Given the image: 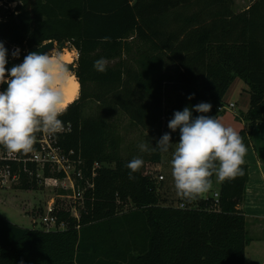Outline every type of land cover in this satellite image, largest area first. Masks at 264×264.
I'll return each mask as SVG.
<instances>
[{
	"label": "trees",
	"instance_id": "1",
	"mask_svg": "<svg viewBox=\"0 0 264 264\" xmlns=\"http://www.w3.org/2000/svg\"><path fill=\"white\" fill-rule=\"evenodd\" d=\"M0 1L18 2L0 8L7 68L50 40L78 50L80 96L60 117L70 129L58 138L81 154L87 174L95 162L101 164L80 219L59 212L67 228L22 227L0 216V264H247L246 216L238 204L248 166L243 165V176L221 183L218 200L180 199L175 205L161 193L164 181L150 165L161 163L164 153L138 149L123 156L116 115L123 113L149 147L165 133L179 142V130L168 128L174 112L188 107L195 118L201 113L194 106L206 102L212 105L206 115L218 118L231 84L241 78L250 107L249 129L239 134L250 146L264 118V0H251L241 11L234 9V0ZM16 48L20 55L13 58ZM100 58L107 60L103 73L93 67ZM90 101L98 105L87 115ZM5 152L0 146V156ZM136 157L144 165L129 179L126 164ZM7 163L22 167L17 187L39 186L22 163L0 157V168ZM28 166L36 172V163Z\"/></svg>",
	"mask_w": 264,
	"mask_h": 264
},
{
	"label": "clouds",
	"instance_id": "2",
	"mask_svg": "<svg viewBox=\"0 0 264 264\" xmlns=\"http://www.w3.org/2000/svg\"><path fill=\"white\" fill-rule=\"evenodd\" d=\"M19 55V48L12 51L13 58ZM7 64L8 49L0 41V86L7 85L0 90V146L9 154H28L34 150L38 135L52 137L63 131L60 117L69 104L64 89L72 72L60 59L58 50L28 53L22 63L10 69ZM93 67L103 73L107 60H96ZM211 108L206 102L195 105L194 111L201 113L195 118L188 107L174 112L168 123L171 132L179 130L174 149L170 133L163 134L154 147L143 142L138 145L141 152L168 153L173 149L171 176L176 195L184 201L192 202L208 193L213 177L225 182L244 175L248 152L244 139L216 116L206 115ZM143 165L144 160L139 157L128 162L129 179H134L133 174Z\"/></svg>",
	"mask_w": 264,
	"mask_h": 264
},
{
	"label": "rangeland",
	"instance_id": "3",
	"mask_svg": "<svg viewBox=\"0 0 264 264\" xmlns=\"http://www.w3.org/2000/svg\"><path fill=\"white\" fill-rule=\"evenodd\" d=\"M234 9L236 11L244 10L248 7V5L251 3V0H234ZM18 2L10 3L8 6L4 5L2 1H0V8L5 7H11L14 8ZM2 20L0 15V21ZM65 48L70 49L74 53V60L73 62L67 63L74 66L73 73H75L77 68V60L79 57L78 50L69 42H66ZM64 48V49H65ZM64 49L61 51L63 52ZM54 50H59L58 43H56V47ZM238 82L235 83L233 86V90L238 89V84L240 82H243L242 79H237ZM5 85L0 86V90H2V87ZM248 88V86H247ZM238 106L237 108L230 107L229 104L225 106V110L220 111L219 117H222L225 114H231V116L235 115V112L239 113L240 117H233L234 120H237L239 123V126L245 127V117H243L242 113H240V110H245L246 106H242V98H237ZM97 103L90 101L88 102V108L86 110L87 115H92L94 112L93 109L97 108ZM250 105V104H249ZM249 109V108H248ZM246 111V110H245ZM244 111V112H245ZM233 113V114H232ZM119 116V131L121 133V136L123 138L122 143V155L123 156H129L130 153L136 152L139 147L138 145L142 143V133L137 128H134L129 125V119L121 112H117V115ZM226 125L227 123L224 122ZM249 124V123H248ZM232 127H236L237 124L231 123ZM240 130V129H239ZM243 130V128H241ZM246 130V129H245ZM253 136V134H252ZM175 143H173V149L175 146ZM170 149L168 153H164L163 159L161 163H151V167L154 168L155 176L159 179V175L163 174L165 176L164 179H162L164 182L162 183L161 187V193L167 198L168 202H172L175 205H179L180 198L176 195V191L174 188V183L171 176V167H170V159L172 155V150ZM111 166H114V164H111ZM153 174V175H154ZM160 180V179H159ZM217 181H213V187L212 191H218V186L221 185V182L216 183ZM43 185V184H42ZM39 185L37 188L33 189H22L17 187L18 185H14L13 187H1L0 188V216L10 220L11 222L20 225L22 227H28V228H37V229H57L55 225H45L42 221L41 213L43 209L46 208V205L48 201L51 200H59L62 202H66L68 197L64 195L63 191L60 190V188L57 187V185ZM171 186V187H168ZM206 193L203 197H207ZM65 199H67L65 201ZM62 200V201H61ZM131 203L128 205L130 206ZM133 205V204H132ZM126 206L125 208H127ZM131 209V208H130ZM59 228V227H58ZM257 240H250L249 244L250 249L255 247ZM264 244V243H263ZM253 254L251 253V256Z\"/></svg>",
	"mask_w": 264,
	"mask_h": 264
},
{
	"label": "built area",
	"instance_id": "4",
	"mask_svg": "<svg viewBox=\"0 0 264 264\" xmlns=\"http://www.w3.org/2000/svg\"><path fill=\"white\" fill-rule=\"evenodd\" d=\"M234 105L235 103L229 104L230 107ZM224 108L225 105L220 106L219 111ZM69 129V126L64 127L62 132ZM37 144L38 148L31 153L9 154L5 152L0 157L11 162L22 163L25 172L36 176L38 185H57L63 191L64 195L70 200L65 199L67 201L63 204L59 200L48 201L46 208L41 213V217L45 225H55L57 229H65L68 223L65 220L59 222V212L67 210L72 217L80 219L81 210L84 208L85 193L89 189H94L95 178L101 164L95 162L90 174H87L81 154L76 152L75 149L68 150L62 146L59 142L58 134L52 137L43 134L38 135ZM29 161L36 163L35 173L28 166ZM47 170H49V174H47ZM21 172L22 167L15 169L11 163L2 166L0 168V186L10 188L14 185H19L21 183ZM47 178H51L54 181L47 183ZM164 178L163 174L159 175L160 180ZM212 196L216 200L220 197L219 192L213 193ZM184 206L185 203L182 202L181 207Z\"/></svg>",
	"mask_w": 264,
	"mask_h": 264
},
{
	"label": "crops",
	"instance_id": "5",
	"mask_svg": "<svg viewBox=\"0 0 264 264\" xmlns=\"http://www.w3.org/2000/svg\"><path fill=\"white\" fill-rule=\"evenodd\" d=\"M237 79L240 78H236L231 84L224 97V102L225 106L230 103H235L233 108H237L239 103L236 99L239 97L242 98V106H246V111L242 109L240 113L245 117V127L239 126L238 121L233 118L240 117L238 112H235L234 116L224 113L222 117L218 116V119L221 120L222 123L226 122L227 125L224 123L226 126H231V123L237 124V126L233 128L240 133L241 128L246 130L249 129V121L246 114L250 107V93L247 88L248 85L243 82L238 84V89L233 90V86L238 82ZM247 148L248 152L244 159L245 164L248 166V181L245 194L239 202L238 208H240L246 216V231L249 242L250 240H257L256 243L259 244H256L255 247L250 249L248 242L245 259L247 264H264V118L262 121L258 122L254 128L251 145L247 146ZM214 181H217L216 178ZM216 183L218 184V181ZM220 186L221 185L218 186V191L213 192L211 189L207 197L212 196L215 192H219ZM251 253L253 254L252 256Z\"/></svg>",
	"mask_w": 264,
	"mask_h": 264
},
{
	"label": "bare ground",
	"instance_id": "6",
	"mask_svg": "<svg viewBox=\"0 0 264 264\" xmlns=\"http://www.w3.org/2000/svg\"><path fill=\"white\" fill-rule=\"evenodd\" d=\"M59 55L60 59L64 63H70L74 60V53L68 48H65L63 52H59ZM71 72L72 76L70 77L69 82L64 89L66 98L69 99V104L67 105V107L79 98L81 90V83L79 82L78 77L75 73H73V71Z\"/></svg>",
	"mask_w": 264,
	"mask_h": 264
},
{
	"label": "water",
	"instance_id": "7",
	"mask_svg": "<svg viewBox=\"0 0 264 264\" xmlns=\"http://www.w3.org/2000/svg\"><path fill=\"white\" fill-rule=\"evenodd\" d=\"M56 43H58V42L55 40H50L48 42H45L42 45L34 46L33 48L28 50V53H31V52L48 53V52L54 50V48L56 47ZM65 45H66V42L58 43V48H59L60 52L65 48ZM65 64L71 69V71L75 69L73 65L67 64V63H65Z\"/></svg>",
	"mask_w": 264,
	"mask_h": 264
}]
</instances>
